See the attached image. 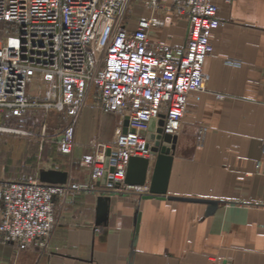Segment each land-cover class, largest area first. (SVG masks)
I'll return each instance as SVG.
<instances>
[{
  "label": "crops",
  "instance_id": "crops-1",
  "mask_svg": "<svg viewBox=\"0 0 264 264\" xmlns=\"http://www.w3.org/2000/svg\"><path fill=\"white\" fill-rule=\"evenodd\" d=\"M217 3L223 25L209 37L205 89L192 93L176 135L166 197L111 194L106 222L96 223L97 199L104 194L91 184L81 159L94 152L91 142L113 140L119 119L88 104L68 156L59 149L61 130L51 143H36L20 168L12 151L26 143L6 138L0 187L39 181L41 170H56L66 173L65 183L87 188L55 198L56 223L46 249L17 250L0 240V264H264V0ZM171 15L154 37L183 45L186 19ZM101 115L112 117L107 132L100 128ZM201 127L205 133L197 144ZM154 161H148L146 185ZM201 200L215 201V209L208 213Z\"/></svg>",
  "mask_w": 264,
  "mask_h": 264
},
{
  "label": "built area",
  "instance_id": "built-area-1",
  "mask_svg": "<svg viewBox=\"0 0 264 264\" xmlns=\"http://www.w3.org/2000/svg\"><path fill=\"white\" fill-rule=\"evenodd\" d=\"M130 1L0 0V22L15 26L14 41H0V113L64 112L70 122L58 139L63 154L72 153L76 119L88 98L93 109L116 116L113 140L91 142L94 152L81 159L90 168L91 184L100 185L104 195L147 192L146 184L125 182L128 161L155 157L147 140L151 120L163 118V133H179L189 98L205 89L202 66L211 53L210 34L223 25L217 0H182L173 7L165 0H143L148 15L130 26L125 20ZM164 11L185 17L183 45L154 37L164 26ZM204 133L201 127L197 144ZM261 148L264 152V141ZM83 188L87 185L38 180L2 184L0 240L17 250L46 249L56 223L55 198Z\"/></svg>",
  "mask_w": 264,
  "mask_h": 264
},
{
  "label": "rangeland",
  "instance_id": "rangeland-1",
  "mask_svg": "<svg viewBox=\"0 0 264 264\" xmlns=\"http://www.w3.org/2000/svg\"><path fill=\"white\" fill-rule=\"evenodd\" d=\"M143 0H131L126 11L125 20L130 22V26H134L137 18L148 13L142 5ZM168 6H182V0H165ZM166 17H171L172 11H164ZM182 17V16H181ZM183 18H185L183 16ZM15 26L12 24H3L0 22V41L2 43H12ZM160 38V36H158ZM91 102V98L87 99L83 108ZM79 117V115H78ZM78 117L76 123H78ZM70 118L62 111L45 110V109H29L22 116H11L7 112L0 113V159L4 152L6 138L22 137L21 140L26 143L24 146L13 150L14 158L18 160V166L25 168L23 160L31 158L36 148V143L48 144L54 141V137L59 134L63 127L68 123ZM100 128L103 132H107L110 128L112 117L101 115L99 118ZM10 130V131H9ZM21 131V132H20ZM70 155V154H65ZM45 165V164H43Z\"/></svg>",
  "mask_w": 264,
  "mask_h": 264
},
{
  "label": "water",
  "instance_id": "water-1",
  "mask_svg": "<svg viewBox=\"0 0 264 264\" xmlns=\"http://www.w3.org/2000/svg\"><path fill=\"white\" fill-rule=\"evenodd\" d=\"M163 118L151 120L147 140L152 141L150 150L155 154L154 166L148 183V190L142 195L143 198L166 197L167 184L173 160L172 151L177 140L176 135L163 133ZM127 120L123 121V132L126 131ZM148 159L143 157H131L128 161L125 182L130 185H143L147 173ZM66 173L56 170H41L39 181L51 184H63L66 182ZM106 175L100 180L101 185L105 183ZM172 200L200 201L198 199H187L179 197H167ZM109 195H101L97 199L96 223L98 225L106 222L108 213ZM209 204L208 213H211L216 206L215 201H204Z\"/></svg>",
  "mask_w": 264,
  "mask_h": 264
},
{
  "label": "bare ground",
  "instance_id": "bare-ground-1",
  "mask_svg": "<svg viewBox=\"0 0 264 264\" xmlns=\"http://www.w3.org/2000/svg\"><path fill=\"white\" fill-rule=\"evenodd\" d=\"M10 131V130H9Z\"/></svg>",
  "mask_w": 264,
  "mask_h": 264
}]
</instances>
